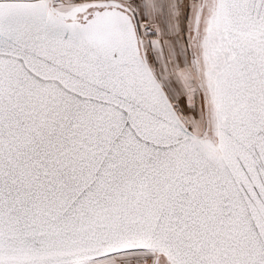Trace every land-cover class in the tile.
I'll use <instances>...</instances> for the list:
<instances>
[{
    "label": "snow or ice",
    "instance_id": "1",
    "mask_svg": "<svg viewBox=\"0 0 264 264\" xmlns=\"http://www.w3.org/2000/svg\"><path fill=\"white\" fill-rule=\"evenodd\" d=\"M0 264H264V0H0Z\"/></svg>",
    "mask_w": 264,
    "mask_h": 264
}]
</instances>
